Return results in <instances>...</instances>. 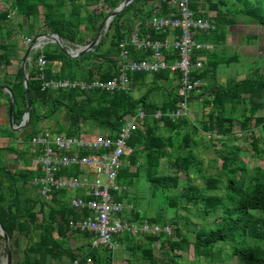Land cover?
<instances>
[{"label": "trees", "instance_id": "1", "mask_svg": "<svg viewBox=\"0 0 264 264\" xmlns=\"http://www.w3.org/2000/svg\"><path fill=\"white\" fill-rule=\"evenodd\" d=\"M122 1L11 0L7 9L0 10V74L4 77L2 85H8L14 95V124L21 121L26 107V95L19 66L21 57H18L19 51L15 43L10 40L15 30L9 23L8 15L16 12L26 21L40 15L41 33L53 32L68 43L84 45L93 38L99 21ZM154 2L158 5H154ZM91 3H98V6L89 8ZM67 4L68 9L65 8ZM144 4H148L149 8L146 6L142 9ZM189 6L195 18L207 19L214 25L212 30L194 33L195 41L211 43L213 48L193 49L191 53L192 63L197 57L203 59L202 68L193 69L190 78L203 79L205 84L201 86L202 90L197 96L192 93L188 99L193 102L200 97L201 110L205 113L200 127L188 115L175 121L166 115L178 105L176 84L172 90H168L161 102L149 99L152 91L159 89V86L151 87L137 97L133 95L134 88L139 85L144 86L161 79L168 80L171 74L168 69L153 73H133L131 87L126 91H115L112 94L99 90L79 93L75 90L42 89L36 62L31 67L26 64L30 119L23 127L21 141L17 145L0 147V223L7 232L12 248L18 245L20 236L27 238L18 264H73L75 259L82 264H111L116 261L115 252L107 247L100 250L91 248L88 233L70 228V223L87 215V212L78 211L70 205L67 190L53 191L49 200L35 197L34 192L36 195L37 192L31 180L34 176L41 175L40 168L31 167L29 159L23 161L20 169H10L6 164L5 154L15 152L18 156L19 150L15 146L28 144L40 132L37 125L42 117L49 118L61 108L65 109L67 126L58 125L57 131L68 136L80 135L82 123L93 124L107 130L111 135H116L125 116L135 114L139 108L145 112L142 126L139 125L127 141L130 148L125 155L127 163L120 169L118 176L119 182L129 188L140 178H144L148 184L146 193L141 197H129L128 191L122 196L132 205L130 213L125 215L128 220L146 219L160 225H176L179 207L189 204L199 206L203 219L209 215L214 216L215 226L200 227L195 232L191 244L196 258L202 254L208 256L213 244L226 243L235 234L243 239L250 237L264 240V168L247 169L245 163L239 159V149L235 146L222 155L220 175L203 177V188L215 191L223 177L225 181L222 194L200 192L199 187L193 185L191 177L193 172L202 174L200 160L192 148V144L197 143L194 135L199 128L208 134L227 135L234 120H238L243 131L250 130L251 123L258 130L264 131V73L260 72V68L250 69L252 75L247 74L242 79L231 78L225 85L217 83L215 79L218 66L238 61V55H219L217 47L226 45L228 30L236 24L239 16L253 19L264 27V0H191ZM129 13L135 17L136 29L141 37L165 39L169 36L176 38L180 34L179 30L154 31L145 25L146 20L154 14L177 15L174 4L163 0H133L111 20L108 31L92 50L76 58L66 56L55 44L52 48L46 44L41 50H36L33 58L43 54L47 62L44 79L111 78L121 63L119 42L125 39L127 29L123 19ZM18 26L22 27V22ZM25 34L31 36L32 32L28 29ZM129 50L130 58H143L150 53L147 50L135 52L133 47H129ZM14 58L18 61L13 80L15 84L8 81L6 72L1 70ZM55 62H59L57 68L54 67ZM1 92L3 91L0 90ZM5 95L9 102V94ZM194 103L190 105L189 111L197 107L198 103ZM46 104L49 105L47 111L38 113L37 108L42 110ZM6 109L8 112V106ZM158 110L163 114L160 119L154 117ZM161 126L168 130L167 135L158 133ZM7 130L8 134H15L9 128ZM251 142L259 156L261 152L257 149L258 137H253ZM162 159L171 162L172 173L162 170ZM77 172L78 169L74 167L64 169L57 175L66 176ZM180 173L184 175L183 183ZM178 188L183 191L173 193L172 190ZM152 209L154 212L149 215ZM175 231L178 232L176 227ZM170 235L160 233L153 236H135L124 233L114 240L129 253V257L123 259L125 263L122 264H135V259L144 260L145 264H155V241L161 240L163 243L167 240L168 251L175 257L178 255L176 250L181 248L182 243H186L187 238L176 241ZM77 236L87 240L73 247L71 242ZM145 239L151 245L146 244ZM12 250L15 253V249ZM2 254L0 252V260ZM232 254L239 258L241 264H264V246L261 245H235Z\"/></svg>", "mask_w": 264, "mask_h": 264}, {"label": "built area", "instance_id": "2", "mask_svg": "<svg viewBox=\"0 0 264 264\" xmlns=\"http://www.w3.org/2000/svg\"><path fill=\"white\" fill-rule=\"evenodd\" d=\"M174 4L177 15H157L149 17L145 25L154 31L179 30L176 38L150 39L141 37L138 29L119 42L120 66L118 71L109 79H44L46 59L43 54L36 58L42 89L75 90L79 93L99 90L107 93L129 90L132 83L131 75L137 72L153 73L168 69L176 76V93L178 105L166 115L172 121L189 114V97L195 91L199 92L205 84L203 79H191L193 69L200 70L203 59L197 57L191 62L193 49H212L211 43L197 42L195 31H209L214 25L209 20L195 18L190 8L191 0H163ZM12 12L8 15H10ZM23 43L30 44L32 38L22 37ZM129 47L135 52L150 51L147 57L130 58ZM170 58L172 60L170 61ZM161 111H156L154 117L160 119ZM145 112L139 108L135 114L124 117L116 135L97 133L87 138L84 135L67 136L42 130L33 137L28 145L33 152L31 163L41 170V175L32 178L31 184L36 188L40 197L49 200L56 190H74L76 194L69 199V203L78 211L87 215L70 223V228L81 233H88L91 248L100 250L104 247L115 252L120 245L114 240L118 235H158L171 234L169 225L149 222L133 221L125 218L130 213L131 206L122 199L128 187L119 182L120 169L127 163L126 153L129 151L127 141L132 132L144 120ZM83 151L87 153H82ZM76 167L79 172L66 176L57 173L68 168ZM103 176V178L101 177ZM73 264H82L78 259ZM111 264H114L112 262Z\"/></svg>", "mask_w": 264, "mask_h": 264}, {"label": "rangeland", "instance_id": "3", "mask_svg": "<svg viewBox=\"0 0 264 264\" xmlns=\"http://www.w3.org/2000/svg\"><path fill=\"white\" fill-rule=\"evenodd\" d=\"M11 0H0V10L7 9L8 4ZM158 5V3L154 2V5ZM98 6V3H91L89 8ZM148 4L142 5V9H145ZM66 9L69 8V5L67 4L65 6ZM104 8V7H103ZM106 9V8H105ZM9 23L10 25L14 26V32L12 37L10 38L11 41H13L18 49L23 51V49L28 48V44L22 43V37L26 36L25 32L26 30H30L32 33H37L41 27V16H36L31 18V20H25L21 15L18 13H12L9 17ZM22 22V27L18 26V23ZM123 23L126 27L125 32V38L128 37L129 34L135 31L137 28V22H135V17L132 13H129L128 16L124 17ZM108 31V29H107ZM106 31V32H107ZM105 32V33H106ZM104 33V34H105ZM104 34H101V37L104 36ZM32 38V36H29ZM100 37V38H101ZM34 38V37H33ZM32 38V41H33ZM62 43L66 46V48H77L78 44H71L67 41L62 39ZM46 44H48L49 47H53V43L50 39H44L41 42H35L34 47L30 53V56L28 60L26 61V64L28 67H31V65L35 64L36 59L33 58L34 51L41 50ZM81 45V44H79ZM232 52V51H231ZM231 52L226 51L224 53H221L224 57H230ZM23 52H18V57L22 59ZM260 54H264V50H261ZM18 58V59H19ZM19 61H21L19 59ZM260 68V72L264 73V57L258 56V57H250L249 55L241 56L239 61H234L229 64H221L217 68V74L216 78L219 83H222V85H225L227 80L230 78H242L245 77L247 74L252 75V72H249L252 68ZM25 72L27 73L26 65H25ZM150 77V76H149ZM148 80V79H147ZM218 83V82H217ZM202 90V89H201ZM146 91V88L140 89L139 91L133 90V93L136 92V94L139 96L142 93ZM158 90H155L154 94L158 95ZM199 92L195 91L194 96H197ZM246 97V94H245ZM149 99H152L151 96H149ZM193 102L198 103L197 107H194L190 109L188 117L189 119L194 122L198 127H200V122L205 118V113L201 110V102L200 97L196 98ZM192 101L189 100L188 106L193 104ZM194 103V104H195ZM49 105L46 104L45 108L41 110L40 107L37 108L38 113H44L47 111ZM53 116L57 119L58 123H62L67 126V118L65 109L61 108L59 111H57ZM236 117V115H234ZM47 123H42L40 127V122L38 123L37 127L41 129H48L51 130L55 128V120L51 116L46 119ZM8 122V114L6 107H3V111L0 110V124L3 126H7ZM50 124V125H49ZM140 127L142 126L141 123L139 124ZM10 128V126H7ZM251 129L243 131L239 127V121L234 120L231 131L227 135H216V134H208L202 129L199 128L198 132L194 135V138L197 140L196 144H192V148L197 155L198 159L200 160V169L202 171L201 175H198L196 172H193L191 174L192 177V183L193 185H196L199 187V191L204 194H222L224 192L223 186H224V178L222 177V181L219 184V188L215 190H206L203 187L205 186L204 183V176L209 175H220L222 173V165H223V159L222 155H224L227 151L232 150L233 147L237 146L239 149V159L242 160L247 169H251L253 167H259L261 169L264 168V131H260L257 128L253 126V124H250ZM11 129V128H10ZM164 135L168 134V130L163 129L161 131ZM23 133V132H22ZM103 133V132H101ZM107 133V132H104ZM253 137H258L259 142L257 143V149L260 150V155L258 156L256 150L253 148L252 145V139ZM17 145V144H16ZM17 151L19 150L18 156L15 152H9L5 154V161L7 166L10 169H20L22 166L23 161L26 159H29L32 157V150L31 147L26 143L23 145L15 146ZM182 151V150H181ZM162 170L166 173H172L173 167L171 165V162H167L165 159H162L161 162ZM32 167V164H31ZM182 179H184L183 173L179 174ZM103 178V176H101ZM148 184L145 182L144 178H140L137 182H134V185L129 188L128 195L129 197L132 195H136L138 197H141L143 193H146ZM183 186V185H182ZM181 186V187H182ZM173 193L183 191L181 188H178L176 190H172ZM37 192V190H36ZM172 193V194H173ZM76 191L70 190L67 194V198L70 195H75ZM34 196H38L40 198L39 193L37 192V195L34 192ZM123 199V197H122ZM125 203L129 206H132L131 204H128L125 200ZM156 203V202H155ZM153 209L149 211V215L153 214ZM201 210L198 207L193 206L192 204H189L185 207H179L177 209L178 217L176 219V225L171 224V235L170 237L172 240H180L185 239L186 243L181 244V248L176 250V253L178 255L175 257L170 251H168V242L167 240H164L163 243H161V240L155 241L153 254H154V260L155 264H241L239 258L234 256L232 254V248L235 245L239 244H252V245H261L264 246V240L259 241L250 237L246 238H239L237 234H235L232 238H230L226 243H217L213 244L212 247H210V252L206 250L209 255H200L199 257H195L193 252V246L191 244V241L195 238V232L200 227L204 226H215L214 216L209 215L206 219H203L201 216ZM175 227L178 229V232L175 231ZM38 228V226H37ZM149 236V235H148ZM187 236V237H186ZM81 239L78 240L79 242H86L87 239H83L81 236H77ZM151 240V239H149ZM74 241V240H73ZM27 242V238L24 236H20L19 243L17 246L13 247L15 249V253H13V259L12 264H18V260L22 257V248L25 246ZM145 243L148 245H151L150 242L145 239ZM163 244V245H162ZM73 247H76L74 242L72 243ZM12 248V247H11ZM12 248V249H13ZM124 246L119 247L117 250H115V257L116 261L114 264H122L125 263L123 259L128 258V252L126 249H124ZM0 252H3L1 255V258L5 255V248L3 244V239L0 236ZM175 259V260H174ZM135 264H145L144 260L141 259H135Z\"/></svg>", "mask_w": 264, "mask_h": 264}, {"label": "crops", "instance_id": "4", "mask_svg": "<svg viewBox=\"0 0 264 264\" xmlns=\"http://www.w3.org/2000/svg\"><path fill=\"white\" fill-rule=\"evenodd\" d=\"M210 14H213V11H210ZM39 33H41V32L38 31L37 33H32V35H31L32 38L35 37ZM26 36H28V35H26ZM169 38H172V37L169 36ZM22 43H23V40H22ZM262 49L264 50V27L259 25L258 23H256L253 19L246 18L243 16H239L236 24L228 30L226 45L217 47L216 51L219 55L221 53L226 52V51H229V52L232 51L231 55L233 57L235 55L236 56L238 55V61H239L240 55L241 56L249 55L252 58H254V57L256 58L258 56L264 57V54L263 55L260 54ZM19 51L23 52L21 50H19ZM23 53H25V52H23ZM58 66H59V62H55L54 67L57 68ZM17 67H18V61H17V58H14V59L10 60V64L6 68L1 69L2 71L6 72V74H7L6 79H8V81H11L14 83L13 80H14V77L16 74ZM3 78L4 77L0 74V85L4 84ZM175 78H176L175 74L171 73L168 80L161 79V80H158L156 82L147 83L144 86L139 85V87L134 88V91H136V90L139 91L140 89H143V88H146V90H147L151 87L159 86L160 87L159 89H155V90H158L157 92L159 94L158 95L154 94L155 90H153L151 93V97L153 99H155L157 102H161L166 97V95H167L166 93L168 92V90H172L173 86L175 84L177 85ZM242 78H236L235 77L234 79L238 80V79H242ZM216 82L219 83L220 81H218V79H216ZM220 84H222V83H220ZM52 90H56V89H52ZM2 91L3 92L0 93V110L1 111H3V107L7 108V106L9 105V102H7L6 95H5V93H7V92L5 90H2ZM61 91H68V90H61ZM133 95L135 97L138 96L136 94V92H134ZM7 114H8V112H7ZM52 117L55 120V128H53L52 131L51 130H49V131L54 132V133H60L57 131L58 125L64 126V124H63V122L58 123L55 116H52ZM46 119H47L46 117H42L41 122H40V127H41L43 122L47 123ZM7 126H9L8 123H7ZM7 126H5V125L2 126L0 124V147L7 146L9 144H18L21 141V135L23 132L22 131L23 128L20 130H13L15 134L10 135V134H8V130H7L8 127ZM163 129H166V128H162V126H161L160 129L158 130V133L163 134L161 132ZM42 130H48V129L39 128L40 132ZM101 132L104 133V132H107V130L101 129V128L96 127L95 125L89 124V123H82L81 127H80V135H84L87 138H90V137L94 136L95 134L101 133ZM61 134H63V133H61ZM80 135H78V136H80ZM33 156L34 155L32 153V157L30 158V160H32ZM125 159H126V157H125ZM32 167H34L33 164H32ZM128 190H129V187H128L127 191ZM68 193H69V191H68ZM72 196H74V195H70L67 199L69 200ZM122 196H124V194ZM123 200H124V198H123ZM124 202H125V200H124ZM131 208H132V206H131ZM130 211H131V209H130ZM126 215H128V214H126ZM79 239H81V238L76 237L75 239H73L74 241L72 240L71 243L74 242V244L76 246L82 244V242L78 243Z\"/></svg>", "mask_w": 264, "mask_h": 264}, {"label": "water", "instance_id": "5", "mask_svg": "<svg viewBox=\"0 0 264 264\" xmlns=\"http://www.w3.org/2000/svg\"><path fill=\"white\" fill-rule=\"evenodd\" d=\"M133 0H123L119 5H117L114 9L109 11L98 23L96 31L93 35V38L84 45H77V48H66V46L62 43V38L53 32L48 33H39L34 38L33 41L29 44L28 48L26 49L21 61H20V69L23 75V85L25 88V95H26V107L24 113L22 115L21 121L19 124H14L13 122V109H14V95L8 85H0V90H5L9 94V105H8V122L9 126L12 130H20L26 126L27 122L30 119V111H31V104H30V96L28 91V83H27V73L25 72V65L26 61L28 60L30 53L34 47V43L40 38H47L50 39L51 42L58 46L60 45L61 51L68 57L76 58L87 51H90L94 48V46L99 42L101 34L105 33L109 27V23L111 20L119 13H121L126 6H128ZM0 236L3 239V244L5 248V255L0 260V264H12L13 259V250L10 245V240L7 235L6 230L0 223Z\"/></svg>", "mask_w": 264, "mask_h": 264}, {"label": "bare ground", "instance_id": "6", "mask_svg": "<svg viewBox=\"0 0 264 264\" xmlns=\"http://www.w3.org/2000/svg\"><path fill=\"white\" fill-rule=\"evenodd\" d=\"M44 39H47V38H40V39L37 40V42L39 43V42L43 41ZM58 47L61 48L59 44H58Z\"/></svg>", "mask_w": 264, "mask_h": 264}]
</instances>
